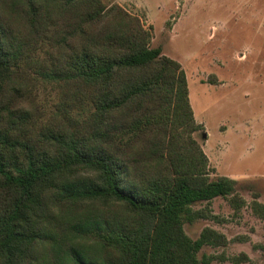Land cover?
<instances>
[{"label":"trees","instance_id":"trees-1","mask_svg":"<svg viewBox=\"0 0 264 264\" xmlns=\"http://www.w3.org/2000/svg\"><path fill=\"white\" fill-rule=\"evenodd\" d=\"M16 6L31 43L0 10V264H33L37 244L61 227L52 218L57 209L75 214L86 201L120 208L98 214L91 230L105 260L75 256L74 264H210L212 256L198 252L224 245L225 236L205 226L192 239L183 224L203 216L195 205L233 195L236 181L207 178L180 63L150 46V31L116 3ZM47 29L58 36L50 37L55 55L41 75L73 90L63 126L32 131L11 92L22 59L51 35ZM79 99L92 107L83 122L69 112Z\"/></svg>","mask_w":264,"mask_h":264},{"label":"rangeland","instance_id":"rangeland-1","mask_svg":"<svg viewBox=\"0 0 264 264\" xmlns=\"http://www.w3.org/2000/svg\"><path fill=\"white\" fill-rule=\"evenodd\" d=\"M102 1L138 17L151 33L150 46H160L163 55L180 63L194 120L201 125L192 136L206 156L207 178L225 175L236 181L233 195L195 205L203 216L184 222L192 239L205 226L226 238L224 245L204 246L198 257L211 255L210 264H264V0ZM19 2L4 0L0 10L15 32L26 34ZM46 32L51 35L31 44L22 59L11 92L14 107L31 115L32 131L63 126L64 101L70 102L73 90L41 75L55 55L57 38L50 37L58 36ZM23 38L31 43L30 35ZM91 109L88 100L79 99L69 112L83 122ZM109 205L86 201L70 214L53 204L58 216L52 218L61 227H50L48 239L37 244L33 264H74L75 256L102 263L107 254L91 230L98 214L120 208Z\"/></svg>","mask_w":264,"mask_h":264},{"label":"water","instance_id":"water-1","mask_svg":"<svg viewBox=\"0 0 264 264\" xmlns=\"http://www.w3.org/2000/svg\"><path fill=\"white\" fill-rule=\"evenodd\" d=\"M205 136V134L204 133H202V137H204Z\"/></svg>","mask_w":264,"mask_h":264}]
</instances>
